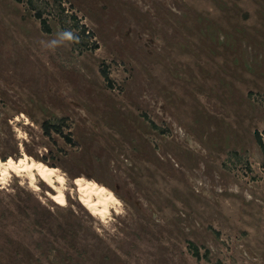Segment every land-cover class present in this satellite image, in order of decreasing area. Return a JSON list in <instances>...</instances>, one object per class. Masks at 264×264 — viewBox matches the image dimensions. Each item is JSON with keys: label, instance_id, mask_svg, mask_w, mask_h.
<instances>
[{"label": "rangeland", "instance_id": "rangeland-1", "mask_svg": "<svg viewBox=\"0 0 264 264\" xmlns=\"http://www.w3.org/2000/svg\"><path fill=\"white\" fill-rule=\"evenodd\" d=\"M25 153L72 193L0 178V264H264V0H0V157Z\"/></svg>", "mask_w": 264, "mask_h": 264}, {"label": "bare ground", "instance_id": "bare-ground-1", "mask_svg": "<svg viewBox=\"0 0 264 264\" xmlns=\"http://www.w3.org/2000/svg\"><path fill=\"white\" fill-rule=\"evenodd\" d=\"M13 173L19 176L24 175L29 178L35 189H40L38 184L39 179L46 182L54 189V192H48V195L60 205H65L67 203V192L70 191L72 193L70 187L66 186L65 174L67 175V173L64 174L59 166H51L41 162L27 153H25L24 157L20 160H16L12 157L2 160L0 157V178L7 179V177L11 176ZM77 188L80 191L79 195L81 202L92 214L98 216L102 220L103 218L109 217L108 215L111 214L113 210L117 211L119 207L117 205L121 203L112 189L96 180L84 177L78 185L76 184L73 190L75 193L77 192Z\"/></svg>", "mask_w": 264, "mask_h": 264}, {"label": "trees", "instance_id": "trees-1", "mask_svg": "<svg viewBox=\"0 0 264 264\" xmlns=\"http://www.w3.org/2000/svg\"><path fill=\"white\" fill-rule=\"evenodd\" d=\"M21 1V0H19ZM37 17H39L42 21V26H43V29L46 31V32H50L51 31V27L49 25V23L47 22V20L45 18H42V14L40 12H37ZM104 75L108 78V73L107 72H104ZM44 128H45V131L47 133H50V129H55V131L57 132H61V128L59 126H53L52 124H46L44 125ZM259 140L260 142L262 143V140L261 138L259 137ZM191 250L193 251V254L197 257V258H200L201 257V253H200V249L198 246H195L194 243H191ZM205 255H208V253H206Z\"/></svg>", "mask_w": 264, "mask_h": 264}]
</instances>
